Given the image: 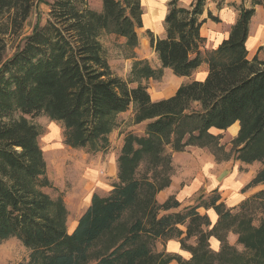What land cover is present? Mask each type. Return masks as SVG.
<instances>
[{
  "label": "trees",
  "instance_id": "1",
  "mask_svg": "<svg viewBox=\"0 0 264 264\" xmlns=\"http://www.w3.org/2000/svg\"><path fill=\"white\" fill-rule=\"evenodd\" d=\"M180 1L168 3L164 38L147 31L160 69L138 60L125 81L114 74L101 38H123L135 51L144 27L142 0H103L101 11L88 0H0V240L21 241L30 251L26 264H264V190L236 213L220 203L217 192L201 195L198 204L179 213L168 212L180 207L174 198L156 202L171 184L173 154L190 147L211 149L217 161L262 163L246 190L264 185V60H250L247 49L251 22L264 0H249L251 7L238 0L239 17L228 39L209 53L201 30L207 19H220L207 11L209 0L190 6ZM224 2L218 0V9ZM40 3L49 7L48 17L27 35L26 24ZM11 42L14 52L5 57ZM203 64L206 79L181 85L168 99L153 101L143 84L162 79L165 69L192 77ZM132 106L134 122H147L145 133L125 136L119 182L107 195H93L70 234L66 203L48 193L53 184L34 120L61 124L68 147L96 154L109 149L118 116ZM237 122L240 131L228 153L209 131ZM142 166L145 173L137 178ZM200 208L216 212L215 226ZM160 211L168 213L159 217ZM128 212L135 218L125 225ZM229 233L238 235L242 252L228 243ZM212 238L221 243L219 252L211 249ZM171 239L179 240L190 260L155 251L159 240Z\"/></svg>",
  "mask_w": 264,
  "mask_h": 264
},
{
  "label": "rangeland",
  "instance_id": "2",
  "mask_svg": "<svg viewBox=\"0 0 264 264\" xmlns=\"http://www.w3.org/2000/svg\"><path fill=\"white\" fill-rule=\"evenodd\" d=\"M102 1L103 0H88V3L91 9L101 11ZM151 1L153 5L154 0ZM159 1H161L162 3V0ZM170 1L171 0H165L164 4L167 7V10L168 3ZM231 1L233 0H228V3L231 4ZM142 3H145L143 5V8L145 14L144 16L146 17V15L148 14L147 0H142ZM239 5L240 2L235 7L238 13L239 8L237 6ZM245 6L251 7V3L249 2V0L246 1ZM227 11L228 9H224L221 14L215 11L214 13L221 19L220 23H210L209 26L204 27L203 34L207 37V43L204 52L209 53L216 50L222 43L223 38L228 34V32H230V27H228V24L226 23ZM237 12H234L235 16H237ZM48 13V6L43 3L38 4L33 12V15L26 24L25 34L28 35L31 33L32 28L34 27L38 19H42V22H45L48 17ZM144 23L145 24L143 29L139 31L140 46L135 51L130 50L126 46V40L123 38H118L111 34H104L101 38L114 74H116L118 77L125 81H130L131 79V71L133 64L138 61L134 60L136 57L148 61L153 68L160 69L161 67L157 54H155L153 49L150 47V42L147 33V31H151L155 36H157L159 30H156V26L160 24L154 26L153 24L148 23L146 19ZM148 24H151L152 28L148 26ZM250 28L252 37L256 38L257 32L260 33L259 35H264V7H258L256 9V15L251 22ZM9 45L10 49L7 51L5 57H10L14 52V49H11L12 42L9 43ZM262 50H264V45L262 46V48H260L259 51ZM173 78L174 75L170 70H163L162 79L146 81L145 85L148 88V92L151 95V98H167V94L171 93L175 88V86L171 84ZM136 86L137 84H130V88H134ZM134 117L135 108L133 106L130 107L127 112L123 113V115L118 116V126L114 131V136L112 134V136H110L111 142L109 145V149L105 151L104 155H113L114 157L118 158L121 154V147L124 144V139L127 134L131 133L136 136L144 135L145 127L147 124L134 123ZM34 124L38 127L41 133L39 138V144L44 152L45 160L47 162L48 177L50 178L53 184V188L50 189L48 193L54 198L62 197L65 201L69 211L68 227L69 231L72 232L73 228L76 225L74 222H76L80 217V211H82L83 203L90 194H93V190H86L83 188L82 185V179L84 178L86 173L85 169L87 170V168L91 166V163L95 162V157L103 153V151L96 154H89L85 150H75L68 147L65 144L64 129L61 124L51 121L47 117H40L34 120ZM222 143L225 148V151L229 153L232 149V140H228L225 138ZM167 151L169 152L170 150ZM204 151L206 155L215 157L211 149L205 148ZM221 157L223 156L219 155L220 159H222ZM185 161L184 162L187 165L189 161ZM216 162H230V166H228L229 170L232 165L235 166L233 168L237 169V163H240L235 162L232 159L230 161L216 160ZM189 164L191 165L187 166V168H185V170H183L181 174H175V177L177 176L181 177L182 180L192 181V177L194 178V175H196V165H194V163L192 165L191 161L189 162ZM254 164L256 165L254 166ZM247 166L251 167H240L239 172L242 173V175H244V173L248 174L249 171H254V167H258V171L263 168V164L260 162H255ZM258 171L256 172V174L258 173ZM144 173V166H142L138 171L137 178H141ZM104 174V176L106 177V171L104 172ZM173 174L174 168L171 173V176ZM149 176H151V172H149ZM195 203H199L198 199ZM252 207H254V205H252ZM163 214V211H160L159 217H161ZM260 217L261 215L257 214V216L255 217V225H259ZM134 218L135 213L128 212L125 215L123 222L125 225H128ZM232 236H234V238H231ZM228 238L233 239V241L231 240V244ZM227 241L231 246L237 247L240 252L243 251V247L238 244V235L229 233L227 236ZM166 242L167 240H159L156 243L155 251L157 253H164L163 247L166 245ZM219 245L221 248V243ZM29 256L30 251L18 239L11 238L8 240H0V264H26L29 261ZM175 262L178 264L177 261Z\"/></svg>",
  "mask_w": 264,
  "mask_h": 264
},
{
  "label": "crops",
  "instance_id": "3",
  "mask_svg": "<svg viewBox=\"0 0 264 264\" xmlns=\"http://www.w3.org/2000/svg\"><path fill=\"white\" fill-rule=\"evenodd\" d=\"M193 1L194 0H181L180 3L184 6H190ZM211 1L212 0L208 1L207 11H211L213 15L218 17L219 19L220 17L217 16L214 12L216 11L221 14V12L224 9H228L227 14H226L227 15L226 23L228 24V27H230V30H231V27L236 23L239 17L238 15L239 13L237 12L236 8L232 6V4L239 3V1L233 0L231 1V4H229L228 0H225L224 6H222L221 9H218V0H213L212 2ZM164 3H165V0H162V3L159 0H154V4L152 5V1L147 0L148 7L151 8L149 12L152 15L158 12L161 13V24L156 26V30H159L158 31L159 33L156 36L158 38H164L166 35L165 27H164V20L168 13V10ZM207 11L202 17V19H207L208 17ZM235 11L238 13L237 16H235L234 14ZM210 23L216 24L212 22L211 20L207 19L206 23L203 25L202 30H201V35L206 39L207 37L203 34V29L204 27L209 26ZM148 26L152 28L151 24H148ZM229 34L230 32H228V34L223 38L222 42L228 39ZM259 34L260 33L257 32L256 38L252 37L251 28H250V37L247 42V49H248V54H249L248 58L250 60H252L256 56L260 60H264V50L259 51L260 48H262V46L264 45V35H259ZM134 60H142V59H139L136 57ZM165 70H170V69H165ZM207 75H208V66L206 64H203L193 74L192 77H177L174 75V78L171 84L175 86V88L171 93L167 94V98L156 97L155 99H152V100L160 101L163 99H168L175 95V93L177 92V90L179 89L181 85L191 82L193 80L204 81ZM143 84L145 85L146 81H143ZM120 115H123V113H121ZM144 123L147 124V122H144ZM239 131H240V124L239 122H237L233 126H231L228 130H218L216 128H212L210 129L209 133L214 136H219L220 145L223 146L222 141L225 138L233 141L238 136ZM231 132L234 134H232ZM113 134L114 132L112 133V135ZM204 149L205 148L190 147L185 152L173 154L172 166L174 168V174L171 176V184L168 188L162 190L156 195V202L159 205L165 204L171 198H174L177 202L180 203V207L178 209H172L168 212L179 213L184 208L195 206L196 200L201 195L206 196L214 192H217L221 196L220 203H224L227 209H230L232 213H236L239 211V207L243 202L251 198L254 194L264 190V185H258L249 190H246L247 185L252 181V179L256 175V172L259 170L258 167H254L255 168L254 171H249L248 174L244 173V175H242V173L239 172L240 167L248 168L251 166H247L242 163H237V166H238L237 169L233 168L235 166L232 165L229 170L228 166H230V162H220V163L216 162L215 157L206 155ZM104 153L105 152L101 153L100 155H97L95 157V162L91 163V166H89L87 170L85 169L86 173H85L84 178L82 179V185H83V188L86 190H89V191L93 190V194H90L86 198L85 202L83 203L82 211H80L81 213L80 217L91 205L92 197L94 194H99L101 196L107 195L110 191L113 190L114 185H116L119 182L118 180V173H119L118 158L119 157L116 158L113 155L111 156L104 155ZM185 160H188L189 162L191 161L192 165L193 163L194 165H196V168H195L196 175H194V178L192 177L193 179L192 181L182 180L181 177H177V176L175 177V174H181V172L185 170L187 166L191 165L189 164V162L186 165ZM256 164H254V166ZM105 171L107 173L106 177L104 176ZM168 212H163V213L165 214ZM198 213L202 215H207L212 223V227L216 225L218 221V215L213 209L206 210L205 208H200L198 209ZM80 217L78 218V220L80 219ZM78 220L74 222L76 225L73 228V230H75V228L77 227ZM181 228L183 231L186 230L185 227L183 226H181ZM72 232L69 231L70 234ZM231 238H234V236H232ZM231 238H228L230 244L233 241V239ZM219 244L220 243L215 238H212L210 240L211 249L215 252L219 251V248H220ZM163 248H164V253L169 256H179L183 258L184 260H190L192 257V255L189 252L181 249V244L178 239L168 240L166 242V245ZM175 261L176 260H174L171 264H177Z\"/></svg>",
  "mask_w": 264,
  "mask_h": 264
},
{
  "label": "bare ground",
  "instance_id": "4",
  "mask_svg": "<svg viewBox=\"0 0 264 264\" xmlns=\"http://www.w3.org/2000/svg\"><path fill=\"white\" fill-rule=\"evenodd\" d=\"M142 5H144V4H142ZM150 7H148V14L146 15V17L144 16V21H145V19H146V21L148 22V23H151V24H153L154 26L155 25H158V24H161V13L160 12H158V13H156V14H151L149 11H150Z\"/></svg>",
  "mask_w": 264,
  "mask_h": 264
}]
</instances>
